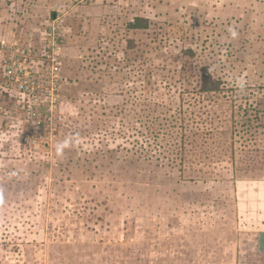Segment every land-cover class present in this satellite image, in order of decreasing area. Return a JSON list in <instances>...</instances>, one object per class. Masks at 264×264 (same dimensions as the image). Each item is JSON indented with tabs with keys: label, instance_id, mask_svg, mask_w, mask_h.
<instances>
[{
	"label": "rangeland",
	"instance_id": "374dc122",
	"mask_svg": "<svg viewBox=\"0 0 264 264\" xmlns=\"http://www.w3.org/2000/svg\"><path fill=\"white\" fill-rule=\"evenodd\" d=\"M258 4L0 0V264H142L106 231L144 186L223 178L264 136Z\"/></svg>",
	"mask_w": 264,
	"mask_h": 264
},
{
	"label": "crops",
	"instance_id": "0c3cea01",
	"mask_svg": "<svg viewBox=\"0 0 264 264\" xmlns=\"http://www.w3.org/2000/svg\"><path fill=\"white\" fill-rule=\"evenodd\" d=\"M255 18L263 30L264 4ZM258 112L264 114V91ZM242 144L222 165L223 178L144 186L142 208L126 224L131 234L128 228L115 231L118 237L106 234L119 246L141 243L142 264H264V136Z\"/></svg>",
	"mask_w": 264,
	"mask_h": 264
},
{
	"label": "clouds",
	"instance_id": "9594fccd",
	"mask_svg": "<svg viewBox=\"0 0 264 264\" xmlns=\"http://www.w3.org/2000/svg\"><path fill=\"white\" fill-rule=\"evenodd\" d=\"M228 33L231 39L237 38L238 34L233 28L229 27ZM234 83H235V86L241 90L245 87V82L242 80H236ZM72 143H73V138L71 136L65 137L63 141L58 142L55 145V155L59 158H63L65 154V149L71 148Z\"/></svg>",
	"mask_w": 264,
	"mask_h": 264
},
{
	"label": "trees",
	"instance_id": "16d2710c",
	"mask_svg": "<svg viewBox=\"0 0 264 264\" xmlns=\"http://www.w3.org/2000/svg\"><path fill=\"white\" fill-rule=\"evenodd\" d=\"M143 20L141 19V18H136L135 19V23L133 24H130L129 25V28H131V29H146L147 28V25H145V26H142L140 23L142 22ZM140 24V25H139Z\"/></svg>",
	"mask_w": 264,
	"mask_h": 264
},
{
	"label": "built area",
	"instance_id": "2783aa9c",
	"mask_svg": "<svg viewBox=\"0 0 264 264\" xmlns=\"http://www.w3.org/2000/svg\"><path fill=\"white\" fill-rule=\"evenodd\" d=\"M55 31V30H54ZM40 125V122L38 123Z\"/></svg>",
	"mask_w": 264,
	"mask_h": 264
}]
</instances>
